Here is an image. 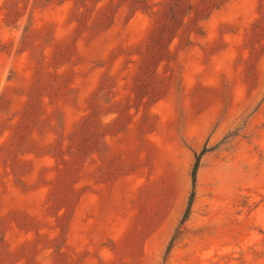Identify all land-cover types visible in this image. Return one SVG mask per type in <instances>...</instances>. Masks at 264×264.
Returning a JSON list of instances; mask_svg holds the SVG:
<instances>
[{
    "label": "rangeland",
    "instance_id": "obj_1",
    "mask_svg": "<svg viewBox=\"0 0 264 264\" xmlns=\"http://www.w3.org/2000/svg\"><path fill=\"white\" fill-rule=\"evenodd\" d=\"M0 264H264V0H0Z\"/></svg>",
    "mask_w": 264,
    "mask_h": 264
},
{
    "label": "trees",
    "instance_id": "obj_2",
    "mask_svg": "<svg viewBox=\"0 0 264 264\" xmlns=\"http://www.w3.org/2000/svg\"><path fill=\"white\" fill-rule=\"evenodd\" d=\"M199 160H200V157L196 156V162L194 164V170H193V174H192V185H194V183H195V173H196V170H197L198 165H199ZM191 196L192 197L194 196V190H192Z\"/></svg>",
    "mask_w": 264,
    "mask_h": 264
}]
</instances>
